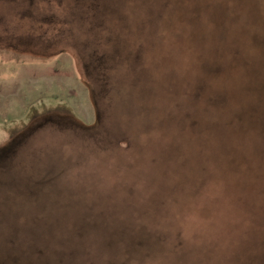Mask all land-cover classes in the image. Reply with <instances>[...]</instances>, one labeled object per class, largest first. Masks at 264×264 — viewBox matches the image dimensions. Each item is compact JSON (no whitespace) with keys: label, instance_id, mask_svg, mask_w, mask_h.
I'll return each mask as SVG.
<instances>
[{"label":"rangeland","instance_id":"374dc122","mask_svg":"<svg viewBox=\"0 0 264 264\" xmlns=\"http://www.w3.org/2000/svg\"><path fill=\"white\" fill-rule=\"evenodd\" d=\"M262 105L264 0H0V264H264Z\"/></svg>","mask_w":264,"mask_h":264},{"label":"water","instance_id":"95a60500","mask_svg":"<svg viewBox=\"0 0 264 264\" xmlns=\"http://www.w3.org/2000/svg\"><path fill=\"white\" fill-rule=\"evenodd\" d=\"M235 1V0H234ZM234 6H237V4H235ZM219 34V33H218ZM222 36V35H221ZM223 39H225L223 36L222 37H220L218 40H223ZM214 68H215V66L213 65V64H210L209 62H206V63H204L203 64V67H202V73L204 74V75H209V76H212V73H213V70H214ZM206 82H208V81H206ZM204 77H202V84H200L199 83V85H197V87H199V91L197 92V96L195 95V97L199 100V98H200V96H202V98L203 99H207V95L209 94V91H205L204 89L206 88V86L204 85ZM253 85H255L254 83H252V82H250L249 83V81L248 80H245L244 82H243V90H242V88H241V90H239V93L241 94L242 92H245L246 94H248V87L250 86L252 89L254 88L253 87ZM209 97H210V99L209 100H207L208 101V103L209 102H211L213 99V97H214V95L213 94H210L209 95ZM217 97H219V95L217 96ZM239 100V99H238ZM189 103V102H188ZM218 103H220V101H216V104H218ZM239 104V103H238ZM188 105V107L186 108V112L187 113H190L191 111H189L188 109H189V107H190V105L189 104H187ZM261 108L262 109H264V106L262 105L261 106ZM212 109H213V107L212 106H210V107H207L206 108V112H210V111H212ZM240 113H243V112H240ZM247 116H248V114L247 113H245ZM250 114V113H249ZM258 116V114H254V113H252V114H250V117H252V119H255L256 120V117ZM55 117V116H54ZM188 117V116H187ZM56 118V117H55ZM180 118V117H179ZM77 123V122H76ZM180 124L182 125V128H183V126L185 125V122H180ZM80 124H77V126H79ZM159 125V124H158ZM158 125H156L155 126V128H157V126ZM197 125H198V122H194L193 124H192V121L190 122V127L192 128V132L194 133V135H196L198 132H199V130H198V127H197ZM80 128L82 127V128H85V129H88V130H92V127L91 126H82V125H80L79 126ZM181 130H183V129H181ZM186 141V140H185ZM188 141V140H187ZM186 141V142H187ZM197 140L195 139L194 140V142H196ZM210 144H214L213 143V140H211L210 141ZM212 146V145H211ZM4 148V147H3ZM2 148V149H3ZM1 149V150H2ZM187 156V155H186ZM23 170H28V169H23ZM186 170V169H185ZM187 173V172H186ZM32 176H34V175H30V171H29V173L25 176V178L26 179H29L30 177H32ZM193 176V175H192ZM34 179V177L33 178H31V180H33ZM188 181H190V180H188Z\"/></svg>","mask_w":264,"mask_h":264},{"label":"flooded vegetation","instance_id":"af4514ba","mask_svg":"<svg viewBox=\"0 0 264 264\" xmlns=\"http://www.w3.org/2000/svg\"><path fill=\"white\" fill-rule=\"evenodd\" d=\"M39 127H41V125H39L38 127H36V128H39ZM35 128V129H36ZM34 128H31V129H28L27 131H24L23 133H21V134H19V135H17V137H15L14 139H12L13 141L9 144V145H7L6 147H4L2 150H0V156L1 155H6V154H8V152H10L11 150L12 151H15L16 150V145L17 146H19V147H23L24 145H25V142H26V140H27V137L28 136H30L33 132H34V130H35ZM92 133V132H91ZM23 162H21V163H19V165L20 164H22V168L24 169H28V170H23L22 171V181H21V184H24L26 181H28L26 178H25V176L29 173V170H31V169H35L34 167H31V166H29L28 164H27V160L25 159V157H23V160H22ZM12 167L13 166H8V169L10 170V171H12ZM22 168H20V169H22ZM13 170H15V169H13ZM7 175V174H6ZM5 175V176H6ZM8 180H10V183L12 182V183H14L15 182V180L14 181H11V179H8Z\"/></svg>","mask_w":264,"mask_h":264},{"label":"trees","instance_id":"16d2710c","mask_svg":"<svg viewBox=\"0 0 264 264\" xmlns=\"http://www.w3.org/2000/svg\"><path fill=\"white\" fill-rule=\"evenodd\" d=\"M5 170H7V169H5ZM95 226V225H94ZM96 227V226H95ZM73 245L72 244H70V241H67L66 242V247H67V249L68 248H70V247H72ZM58 250V247L56 246L54 249H52V248H47V249H44L43 248V250L42 251H37V250H33L34 252V255H35V253H40V254H42V255H44V256H46L44 259H46V258H48L49 259V261H51L53 264H62L63 262H62V260L63 259H65L66 257H72V256H74L75 254H78L79 252H76V251H74L73 249H70L69 250V252H67L66 254H62L61 256H62V258L59 256V257H57L56 258V255H57V251ZM50 251V252H49ZM55 251V252H54ZM34 255H32V256H34ZM27 256V254L22 258L23 260L24 259H26L25 257ZM32 256H31V258H29V255H28V258L30 259V260H32ZM77 256V255H76ZM43 259V260H44ZM27 260V259H26ZM38 264H43V262L42 261H40Z\"/></svg>","mask_w":264,"mask_h":264}]
</instances>
